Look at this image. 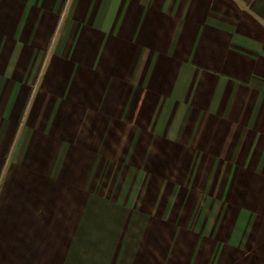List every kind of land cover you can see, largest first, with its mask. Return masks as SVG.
<instances>
[{"label":"crops","instance_id":"1","mask_svg":"<svg viewBox=\"0 0 264 264\" xmlns=\"http://www.w3.org/2000/svg\"><path fill=\"white\" fill-rule=\"evenodd\" d=\"M0 264H264V0H0Z\"/></svg>","mask_w":264,"mask_h":264}]
</instances>
